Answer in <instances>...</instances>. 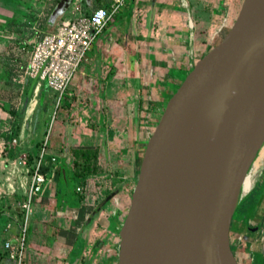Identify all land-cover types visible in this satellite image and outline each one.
Returning <instances> with one entry per match:
<instances>
[{"label": "water", "instance_id": "95a60500", "mask_svg": "<svg viewBox=\"0 0 264 264\" xmlns=\"http://www.w3.org/2000/svg\"><path fill=\"white\" fill-rule=\"evenodd\" d=\"M263 139L264 0H241L227 31L193 61L146 139L115 264H238L229 225ZM11 224L7 230L15 233Z\"/></svg>", "mask_w": 264, "mask_h": 264}, {"label": "rangeland", "instance_id": "374dc122", "mask_svg": "<svg viewBox=\"0 0 264 264\" xmlns=\"http://www.w3.org/2000/svg\"><path fill=\"white\" fill-rule=\"evenodd\" d=\"M57 1L58 0H0V155L6 158L7 163L13 162L12 160H14L13 158H15V153L13 151H15L16 149L22 150L19 144L26 146L28 143V141L23 139L18 142L17 133L22 124V121H28V119H30L29 121H31V127H33L34 125V129L32 130L30 138L39 139L41 141L44 138L47 128V139L49 140L52 136H55L57 134H64V130L66 128L65 124L70 125L68 133L69 135H71L81 133L79 130L82 128V125L86 127L88 125L90 126V123H93V120L89 118L88 114V98L84 97L81 94H77L75 96H72L71 98L66 95L67 89H70L72 86H74L73 82L75 81V78H80L81 76L80 70L84 68L85 65L82 60L86 56V54L83 56L80 63L78 64L77 69L73 73V76L69 80L65 91L62 93L57 103L55 102V93L50 88L44 90V87L40 85L38 86V89L35 94L34 82L32 79L23 78L22 81H17L19 75L22 74V69L25 65L26 59L28 57L32 45L45 30V23L51 20L55 13L60 10V8L57 6ZM240 3L241 0H228V4L232 8L231 10L229 9V12L226 16L223 14L225 12V5L223 6V4H221L222 7H219L218 9H216L215 6L211 7V5L206 4V6L203 7V10L200 11L199 15H197L195 11H191V9H187V16L186 14L181 15L178 13L176 14L174 12H172L171 15H168L170 18H167L165 20V24L170 26H179L182 29L179 31L180 36L184 37V40H186V31L184 30V27L186 25L185 20L186 17H188V22L189 24H191L189 26L191 28V34L188 35L186 42L187 44L185 45L183 51L184 54L182 53L181 58L177 60L173 58V55H169V57L163 55L161 62H159L158 64L154 63V65L156 64V73L153 74V76H149L150 78L148 77L147 79H143L144 81L140 86L141 88H143L141 92L142 94H149V96L146 97L148 98V103L152 102L153 104H156L159 107V109L155 111L156 113H154L155 121L152 122L153 127L157 123L159 115L162 112L163 106L174 93L178 83L180 82V80L183 79L185 72L190 67L192 63L191 60L195 61L196 59H198L200 53L204 49L209 48L214 43L219 42L222 35L227 31V29L233 22L234 17L236 16V13L239 9ZM179 10L181 12H186L185 7L180 8L178 5H176L175 11ZM114 15L116 16V13ZM202 18L207 19L209 21V25H203L202 22H200ZM222 20L225 22V26L222 27V29L218 30V27L220 26V22ZM160 21L163 22L162 18H160ZM163 32V29H160L158 27L155 32H153L155 33V37L152 38L155 41H159L161 38H163ZM214 32L216 34L214 35V37H212ZM144 33H146V30H144ZM146 34L145 37H148L149 34ZM176 41H181V39L178 38L176 39ZM174 44L177 45V43ZM189 52H192L191 60H188ZM176 55V57L179 58V55ZM184 59H186V62L184 61ZM162 74L165 76H163ZM154 75L157 76V78H154ZM148 82H150V85L148 84ZM166 82H168L169 85L168 87L163 88L162 84ZM146 87L147 89H149L148 91H150H147L148 94L145 93ZM31 104L33 105L32 110L31 113H28ZM3 107H5L6 110ZM132 115L134 117L135 110H132ZM95 119L98 118L95 116ZM86 120L88 124L86 123ZM32 121L35 123H32ZM50 122L51 124L50 126H48V123ZM11 137L16 139V144L13 146L15 150L8 149L9 151L11 150V152L1 151V141L9 138L11 140ZM40 145L41 142L38 145L37 152L39 151ZM47 145L48 144H46V146ZM114 145L113 149H116V146L114 147ZM143 145H145V143ZM46 146L44 148V156H46L47 154ZM143 149L144 146L142 145H140V147L138 148V165L136 168V175ZM116 151L117 153L110 154L111 156L109 158L107 156L105 158L100 157V155L99 157H97L96 164L98 171L95 174L86 177L87 186L84 185L85 183L83 185H79L75 179H67L66 184L68 185V190H70V188H73L75 185L82 187L85 186L86 189L85 191L82 190L81 194L84 195L90 192L92 195V199L94 200V205H96L104 196L108 195L114 190V193L109 197L107 201V203H110L108 204V207L105 208L104 205L101 206L100 210L97 211L95 216L93 215L94 218H92L88 229L85 231V233H83L84 239L81 242L82 246H84V250L81 254L79 264H83V262L87 263L99 260L97 257L99 254L98 252H100L101 255H112L111 259L113 261L115 260L118 239L116 236L117 233L114 231L116 234L111 235L109 234L110 232L108 233L106 229H102L105 228V223L106 221H108L107 219L109 215V210H111L115 206V204H121L120 206L122 207V212H124V217L129 203L130 192L136 177L135 175L134 178L131 179L130 186L128 185L126 189H123V187L120 188L121 185L120 187L118 186L120 184V178H118L117 175H122L126 172H124L125 160L120 157L121 152H119V149H116ZM56 159L57 165H60V162L63 160V157H61V154L56 153ZM67 159L70 161V158ZM32 161V159L26 160L27 164L33 163ZM116 163L119 164L116 166ZM52 172L53 167L51 164L50 172L47 175L49 177V181H47L46 184H49L50 181L51 183L54 182ZM263 185L264 167L261 170L256 181L250 188V190L238 199L231 216L228 239L230 248L238 264H264V255L261 252L264 228L261 230V232L258 233L259 236L256 239L252 237L251 240H248L246 237H244L250 234L247 225H256L258 226L259 230L263 222ZM64 187L65 186L63 181L57 184V188L60 189V193ZM74 194L75 193L71 191L67 196L68 202L70 204H75ZM22 198L23 194H17L16 200L20 201ZM81 198L85 200L83 196ZM6 199L7 198L5 197H0L1 250L2 241L6 237L4 226L7 222V219L9 218L5 216L2 210V203L6 201ZM67 211L68 210L65 211L64 217L70 219V217L66 215ZM84 217L86 218V215ZM42 220L47 221L46 223L50 222L52 225H54V231H57L58 229H63L57 226L58 222L61 223L62 221H59L58 219H55L52 216L51 218H48V216L47 218L43 217ZM83 221L81 220V222H79L75 220L74 228L81 226ZM50 223L45 224L44 226L49 227ZM30 224L32 225L31 220H29L28 222V229L26 232L25 239V251L23 256V260L25 261V263L29 260V264H65L66 258L63 257L66 253V250L63 251L64 249H66L65 246H63V248H56L51 245L52 249L47 250L45 253V256L47 255V257L45 259L44 257L38 258V256L40 255L39 252H42L41 250H45L44 246H47L50 241L48 235L49 233L44 232L45 227L43 230L41 228V225L37 229L35 228V226L37 225H32L31 227ZM61 225L65 229L72 228L68 220L67 222H62ZM75 230L71 229L72 232H74ZM54 231L52 233L53 235L55 234ZM71 231L68 234H65L64 231H62L63 236H65V240L73 237ZM240 233L243 237L242 241H237L235 237ZM70 234L72 236H70ZM52 238L54 239V237ZM110 241H112L113 244L110 245ZM78 242L79 240H77V243ZM81 242H79L78 244H81ZM250 244L251 248L249 250L248 247ZM92 245L95 249L94 254V250L90 249ZM27 246L28 249L26 250ZM96 249L99 250H97L96 252ZM34 258L38 259L39 262L33 260ZM247 259H249V261ZM24 261L22 264H25Z\"/></svg>", "mask_w": 264, "mask_h": 264}, {"label": "crops", "instance_id": "0c3cea01", "mask_svg": "<svg viewBox=\"0 0 264 264\" xmlns=\"http://www.w3.org/2000/svg\"><path fill=\"white\" fill-rule=\"evenodd\" d=\"M64 3H66V5L61 7L52 19L45 23V30L42 33L54 30L56 25L61 21L74 18L79 14H87L97 6H108L111 0H65ZM206 4L211 5V7L215 6L216 9L222 7L221 4H223V6L225 5V12L223 13L225 16L228 14L229 9L231 10L232 8L228 4V0H125L116 12V16L114 15L113 18L106 22L100 33L97 34L95 40L92 41L91 45L86 50V56L82 60L85 65L84 68L80 70L81 76L80 78H75L73 82L74 86L67 89L66 95L71 98L72 96L81 94L88 98V114L89 118L93 120V123H90V126L88 125L89 127L82 125V130H79L81 133L71 135L68 133L70 125L65 124L66 128L64 134H57L48 140V145L46 146L47 154L44 158L45 161L50 156L55 158L54 163H52L54 182L51 183L50 181L47 191L45 193L42 192L44 184L49 181L47 174L40 192L36 195L32 203L33 211L30 219L33 226L37 225L35 228L38 229L41 225L43 230L45 227L44 232L49 233L50 241L47 246H44L45 250L39 252L40 255L38 258L44 257L45 259L47 257V255L45 256L46 251L52 249L51 245H53L56 248H63V246H65L66 249L63 251H72L70 255H73V257L70 256L69 261H76L77 254L80 252L81 247H83L81 242L79 245L80 248L77 251L75 250L78 244L77 240L82 238L83 241V233L88 229L92 218H94L93 215L95 216L97 212H94L91 217L90 214L100 202L94 205L91 193L88 192L82 195V191H80L79 195L78 193L74 194L75 204H70L68 199L61 202V200L56 198L57 195L55 191L58 181L56 179L55 169L60 166L56 163V153L61 154L63 161L69 166L70 161L67 158L71 160L72 155L70 149L72 148L96 147L98 150L97 157L100 155V157L104 158L106 156L109 158L111 156L110 154L117 153L116 149H119V152H121V154L119 153L120 157L125 160L124 172L126 173L117 175V177L120 178V184L118 186L120 187L121 185L120 188L123 187V189H126L128 185L130 186L131 179L136 175L138 148L140 145L144 146L143 144L147 139L148 133L153 128L152 122L155 121L154 113L159 109L158 105L152 102L148 103L149 101L146 97L149 96L147 93L149 89H147V87L145 88V93L148 95L142 94L143 88L140 86L144 81L143 79H147L149 76H153V74L156 73V64L154 65V63L158 64L161 62L163 55L168 57L169 55H173V58L177 60L181 58L185 45L187 44L188 35L191 34V28L189 27L191 24L189 25L188 17H186V25L184 27L186 31V40H184V37L180 36L179 31L182 29L179 26L167 25L165 24V20L170 18L168 15H171L172 12L181 15L186 14L187 16V9H191V11H195L196 14L199 15ZM176 5L180 8L185 7L186 12H181L180 10L175 11ZM160 18H162L164 23L160 21ZM222 21L220 22L221 24ZM200 22L205 26L209 25L207 19L202 18ZM158 27L164 31L163 38L159 41H155L152 38L155 37V33L153 32H155ZM144 30H146V33L148 32V37H145L146 33H144ZM178 38H180L181 41H176ZM174 43H177V45ZM176 54L179 55V58L176 57ZM188 57V60H191L192 52H189ZM184 61L186 62V59H184ZM154 78H157V76L154 75ZM148 84L150 85V82H148ZM40 85L44 87V90L47 89L44 83ZM162 85L163 88H166L169 84L166 82ZM38 86L35 87L34 83L35 94ZM32 106L31 104L28 113H31ZM132 110H135L134 117L132 115ZM95 116L98 119H95ZM29 120L30 119H28V121H22L17 133L18 142L21 139L28 141L26 146L19 144L21 149L26 152L27 159L29 156L35 157L37 155L38 145L41 142L39 139L30 138L34 125L31 127V121ZM32 123L35 122L32 121ZM86 123L88 124L87 120ZM1 143V151L3 152H11V150L9 151L8 149L15 150L10 144V138L2 140ZM113 145L114 147L116 146V149H113ZM19 151L21 150L16 149L13 151L15 153L14 157ZM0 157V189L2 188V183L6 182L8 179L15 185V192L0 195L1 198H7L6 201L2 203V210L5 216L9 217L7 219L8 221L15 216V209L19 201L16 200L17 194H23V187L20 186L23 177L21 174L15 173L13 162H8V164L5 157L2 155H0ZM118 164L119 163H116V166ZM84 185L87 186L86 184ZM76 187H78V185L74 186L75 189ZM81 187L82 186H80V188ZM82 196L85 200L81 199ZM107 201L103 204L105 208L110 204L109 202L107 203ZM120 205V203L115 204V206L109 210L108 221L105 223V228L102 229H106L111 235L115 234L119 229L123 218L124 212H122V207ZM66 210H68L66 215H68L70 219L64 217ZM85 215L86 218L84 217ZM47 216L48 218L52 216L62 222H67L68 220L72 227L71 229H77L72 232L71 229H65L61 225L62 222H58L57 226L63 229L54 231L55 227L50 222H48L50 223L49 227L44 226L48 223L42 219L43 217L47 218ZM75 220L79 222H81V220L84 221L81 226L74 228ZM85 223L87 224L85 225ZM32 225L30 224L31 227ZM253 226L251 225V227ZM262 229L261 226L259 230L258 228L256 230H250L248 228L250 234L243 236L248 240H251L252 237L256 239L259 236L258 233L261 232ZM53 231L55 233L54 235L52 234ZM62 231H64L65 234L71 231L73 237L65 240ZM5 233L6 237L4 239L12 238L13 233L11 230H6ZM76 233L80 235L78 238H75ZM72 235L70 234V236ZM52 237H54V239ZM109 244L111 245L113 242L110 241ZM77 248L78 245L76 249ZM250 248L251 244L248 249L250 250ZM27 249L28 246L26 247V250ZM36 258L33 260L39 262ZM247 260L249 261V259ZM25 264H29V260L28 262L26 261Z\"/></svg>", "mask_w": 264, "mask_h": 264}, {"label": "built area", "instance_id": "2783aa9c", "mask_svg": "<svg viewBox=\"0 0 264 264\" xmlns=\"http://www.w3.org/2000/svg\"><path fill=\"white\" fill-rule=\"evenodd\" d=\"M124 1L111 0L106 7L97 6L87 14H79L74 18L61 21L54 30L42 33L32 45L22 74L19 75L17 81L30 78L34 81L35 87L44 83L55 93L57 103L86 50ZM50 124L51 122L48 126ZM47 130L39 151L33 158V163L27 164V154L23 150L19 151L13 160L15 173L23 177L20 183L23 187V198L17 203L18 216L10 218L4 226V231H6L11 227L12 221L16 222V231L12 235L14 241L11 242L9 238L2 241L0 264L23 263L26 232L33 211L32 203L41 190L49 166L55 161L53 156L47 158L46 161L44 158V148L48 140ZM149 134L150 132L148 136ZM10 144L14 146L16 139L12 138ZM78 189L80 187H76V190ZM13 192H15V185L11 180L8 179L2 183L0 195ZM235 238L237 241H242L243 237L240 233Z\"/></svg>", "mask_w": 264, "mask_h": 264}, {"label": "trees", "instance_id": "16d2710c", "mask_svg": "<svg viewBox=\"0 0 264 264\" xmlns=\"http://www.w3.org/2000/svg\"><path fill=\"white\" fill-rule=\"evenodd\" d=\"M3 108L6 110L5 107H3ZM43 122H44V120H43ZM70 153H71L72 157L70 160V165L68 166L66 164L64 179L61 177L60 170L62 168V163H66V162L62 160L60 166L57 169H55L56 179H57L58 183L63 181L64 186H65L61 190V193H60L59 188H56V191H55V194L57 195L56 198L58 200H61V202L67 199V196L69 195V193L71 191H73V193H75V194L78 193V195L80 193V191L76 190L74 187L70 188V190L67 189V187H68V185L66 184L67 179H75L79 185H83L84 183L86 184V182H87L86 177L93 175L98 171L97 164H96V159L98 156V150L96 147L72 148V149H70ZM33 158L34 157H32V156L28 157V159H32V160H33ZM28 165H30V163ZM48 171L50 172V168ZM78 187H80V186H78ZM99 210H97V211H99ZM97 211H95V212H97ZM0 259H1V253H0Z\"/></svg>", "mask_w": 264, "mask_h": 264}, {"label": "bare ground", "instance_id": "6f19581e", "mask_svg": "<svg viewBox=\"0 0 264 264\" xmlns=\"http://www.w3.org/2000/svg\"><path fill=\"white\" fill-rule=\"evenodd\" d=\"M263 167H264V139L261 142L252 161L250 162L246 173L242 177L240 190H239L241 196L250 190V188L258 178Z\"/></svg>", "mask_w": 264, "mask_h": 264}, {"label": "flooded vegetation", "instance_id": "af4514ba", "mask_svg": "<svg viewBox=\"0 0 264 264\" xmlns=\"http://www.w3.org/2000/svg\"><path fill=\"white\" fill-rule=\"evenodd\" d=\"M190 25V24H189ZM225 26V22L224 21H222V24L219 26V29L218 30H220V29H222V27H224ZM216 33H217V31H216ZM215 32L213 33V35H212V37H214V35L216 34ZM223 36V35H222ZM211 37V38H212ZM215 44V43H214ZM208 48H206V49H204L201 53H200V55L202 54V53H204L206 50H207ZM193 61L194 60H192V63H193ZM191 63V64H192ZM152 130V129H151ZM151 132V131H150ZM82 190H84L85 191V186L84 187H81L80 188V191H82ZM109 199V198H108ZM102 200V199H101ZM100 200V201H101ZM248 227H251L250 225H247ZM261 227L262 228H264V220H263V222H262V224H261ZM116 233H117V244H118V240H119V237H118V230L116 231ZM115 233V234H116ZM76 237L75 238H78L80 235L79 234H77L76 233V235H75ZM79 240V239H78ZM82 241V238L79 240V242H81ZM78 242V243H79ZM80 244H78V248L77 249H75L76 251L80 248V246H79ZM262 254H264V235H263V237H262ZM84 250V246L83 247H81V249H80V252L77 254V257H76V261L74 262V264H79L80 263V258H81V254L83 253V250ZM90 249L91 250H94L93 251V254H94V252H95V249H94V247H93V245L90 247ZM97 250H99V249H96V252H97ZM71 252L72 251H67L65 254H64V256L63 257H65L66 258V260H65V264H71L72 262L71 261H69V257L70 256H72L73 257V255H70L71 254ZM99 254H98V259L99 260H97V261H92V262H83V264H115L116 263V253H115V260L113 261L111 258H112V255H106V254H102L101 255V253L100 252H98ZM92 254V253H91Z\"/></svg>", "mask_w": 264, "mask_h": 264}]
</instances>
